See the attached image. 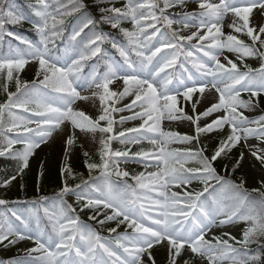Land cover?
Wrapping results in <instances>:
<instances>
[{
  "label": "snow or ice",
  "instance_id": "1",
  "mask_svg": "<svg viewBox=\"0 0 264 264\" xmlns=\"http://www.w3.org/2000/svg\"><path fill=\"white\" fill-rule=\"evenodd\" d=\"M5 3L6 0H0V39L5 34L6 22L20 24L25 19L23 15H17L11 10L10 3L7 4L8 10H6ZM107 3L110 6L100 9V22L110 24L113 29H119L127 38V44L121 45L112 42L111 46L124 58L127 69L131 71L126 72L122 77H117L116 71L110 67L103 77L93 75L88 86H95L97 89L103 90L102 93H93V96L99 95L101 104L105 105L103 113L97 120H92L82 111L74 110L72 105L77 100L89 99L87 96H82L81 92L77 90L78 87L83 88L84 85H77L76 82L81 79L83 63L101 53L100 44L107 38L106 34H94L84 44L85 51L79 54L78 59L72 60L70 65L58 66V58L53 55L49 45L55 46V40L61 36L65 21L63 18L58 19L57 15L49 11L51 7L49 0H36V3L31 5L35 16L39 18L38 21L33 22V27L40 35V44L34 45L27 40H22V43L27 45L26 52L23 54L17 52L14 56L8 57L0 56V74L7 70L6 80L11 82L14 79V72L19 73L30 60H36L39 63L37 80L29 84L21 82L17 75L15 77L16 91L9 92L7 102L0 104V135H4V146L0 147V156L11 155L20 160L21 165L18 172L22 173L28 167L29 157L33 154L34 149L39 148L42 143L50 139L65 121H70L74 128L81 130L112 133L113 117L111 113L131 110L137 106L143 110L134 113L132 117H121V121L147 117L144 124L140 126V128H144V125H148V121L153 119L159 121L165 113L168 114L169 119H176L177 117L173 113L182 112V109L177 108V96L168 94L167 85L172 82L171 78L164 80V86L160 91L157 90L153 80L166 69L172 68L180 55L192 58L194 66L202 76L211 78L210 80L193 81L191 86L183 81H178L179 88H183L184 98L191 100L193 93L196 92L202 96L210 85L219 94L218 100L201 115L210 116L221 110H224L226 114L219 116L203 128L197 126L196 137L187 135L180 137L178 133L161 131L158 123L150 125L148 131L159 133L163 138L162 142L150 141L158 146L159 154L151 157L149 152L141 150L132 155L133 157L153 158L162 162L164 167L160 171L149 173L147 177L144 173L132 176L131 179L135 181V185H127L128 195L120 200L103 194L98 199L77 196L78 200H86L84 208L111 209L112 214L105 215V219L99 223L118 220L117 227L126 223L127 227L133 230L131 236L118 235L116 244L112 247L108 243L102 242L103 238L95 230L82 224L79 217L74 215L75 209L63 202L65 194L80 188V185H76L73 189L65 183L59 193L62 206L54 212H50L47 208L44 209V214L52 223L54 235L49 234L45 237L43 234L35 236L25 234L23 231L14 229L6 218L0 219V244L4 241H7L8 244H15L20 240L29 239L34 240L36 245L27 250V258L11 261L10 264H109V261L110 264H143V254L147 253L151 256L150 250L162 242L169 245V264H175L176 257L180 256L185 246L191 253L206 257L209 264H217L218 261L225 259L231 260L232 264H249L250 261H259L260 254L249 256L247 249L252 243L260 244L264 248V244L261 243V239L264 238V192L253 189V192L259 194V200L254 203L250 202L251 194L243 188V185L234 184L217 175L212 162L240 142L241 132L245 139L249 136H258L261 141H264V116L256 120H249L242 111H238L240 108L255 107L252 97H259L261 93H264V63H261L259 69H252L245 64V70H241L235 62L229 60L230 67H226L219 61V55L224 50L237 53L240 59L258 56L264 61V51H260L256 47V43L259 42L260 48H264V39L261 38V35L264 34V18L261 19L258 28L249 26V18L253 9L259 8L264 12V0H219L218 3L210 2V0H198L200 11L184 14L186 19L193 21L196 28V31L187 36L172 30L173 21L166 14L169 8L177 5L184 6L186 0H162L163 7H160L156 0H126L123 7H115L114 0H107ZM82 7V4H74L71 11H65L60 15L70 16L80 11ZM229 13L233 16V21L229 26L236 33H245L250 37L253 42L251 45L238 39L236 35L225 36L222 24L224 17ZM125 20L131 21L132 30L121 27L122 21ZM161 21L164 22L167 29L171 30L170 36L168 32L161 33L157 26ZM96 23L94 18L87 17L78 31L74 29L71 39L76 40L85 28H88L89 25L94 26ZM184 27L187 28L189 25L185 24ZM149 29L152 30L151 35L147 34ZM7 35L13 36L14 33L8 32ZM158 35L163 37L158 41L159 46L149 47L153 38ZM16 39L21 40V37L16 36ZM193 39L211 41L207 45V51H205L203 43H197L191 47L199 48L205 57H210L211 61L215 62L214 68L197 62L192 51H182L184 43L193 41ZM166 49L172 51L160 55ZM130 52L135 53V60L131 59ZM158 55L160 58L154 65L153 61ZM120 67L124 70L123 66ZM146 70L148 78H142V74ZM117 78H121L124 84V89L120 93L109 89V85ZM98 80H102V83ZM4 87L7 91V84ZM179 88H177V92ZM242 90L250 93L248 100L240 98ZM130 95H134V99L130 104L125 105V108L120 109L112 106V103H117L123 97ZM14 109H23L26 113L31 112L36 119L19 116L13 111ZM6 113L10 118L7 127L4 123ZM187 118L191 119V117ZM199 119L200 116H197L196 120ZM99 121H107V126L101 127ZM33 123L36 125L35 128L29 126ZM250 124H254L256 127H244V125ZM224 125H230L231 132L226 139L220 141L210 158L203 155L202 149L199 152L188 150L185 153L192 159L199 157L200 167H185L183 163H179L176 151L169 152L163 146L177 138L185 141L198 139L200 133L212 132L215 129L223 128ZM140 128L127 129L126 132L139 133ZM20 131L29 135L17 139L7 138V132ZM119 137L122 143L126 140L133 144L140 143V140L135 136L126 137L125 132H120ZM114 138L109 135L106 140H101L103 144L101 162L88 163L87 167L90 171L100 169L110 178L112 175L109 172L112 167L110 158L129 157L127 151L112 152L110 150L109 142ZM16 144H23V149L14 150ZM67 144H73V139L69 138ZM252 154L261 164H264V154L255 150ZM85 155L87 156V153ZM241 158H243L242 155ZM64 171L70 172L71 169L65 168ZM114 175L118 178L129 177L127 171L121 170H116ZM11 179H15V176ZM193 180L202 181L204 185L202 191H185L181 194L170 190L171 186L189 185ZM212 180L222 186L227 184L236 191L235 195L229 197L235 201L233 205L218 206L212 211L205 210L206 205L201 198L210 187H213L209 183ZM9 182L5 181V184ZM82 183L87 185L88 182L83 181ZM150 193L157 195L153 198ZM47 199V197L40 198V200ZM40 200L33 201V203L38 204ZM7 203L0 199V205ZM193 209H198L202 213L204 222L190 219ZM220 215L225 218L218 220L217 217ZM16 219L21 220L20 217H16ZM90 219H96V216H92ZM234 220L246 221L250 225L244 230L243 238L235 242L239 247L229 243V240L219 237L215 238V243L205 239L206 232L213 226L229 224ZM21 223L27 227V221L21 220ZM109 231L115 233L117 228H111ZM230 239L235 240L234 237H230ZM114 247L117 250H114ZM119 249H122L123 252L120 253ZM33 253L40 255L33 256ZM184 264H189V262L185 261Z\"/></svg>",
  "mask_w": 264,
  "mask_h": 264
},
{
  "label": "rangeland",
  "instance_id": "2",
  "mask_svg": "<svg viewBox=\"0 0 264 264\" xmlns=\"http://www.w3.org/2000/svg\"><path fill=\"white\" fill-rule=\"evenodd\" d=\"M75 1V3H73ZM210 2L218 3L219 0H210ZM64 4H71L69 8H72L74 4H77V0H64ZM73 3V4H72ZM175 12L178 14H182L180 18H170L173 21V25L180 26L183 28V30L189 34H191L193 31H196L195 26L193 25V21L191 19L185 18V13H193L196 12L198 7V0H186V3L184 6L177 5L175 7H172ZM81 16L77 19L76 25L73 30H71V37L73 35L74 29L76 31L79 30V27L83 23V21L87 18L86 13H81ZM264 18V12H262L261 9L256 8L253 9L252 13L250 14L249 18V26H256L257 28L260 25L261 19ZM238 20V18H236ZM233 21V16L231 13H229L227 16L224 17L223 24H222V31L227 36L228 34H233L238 36L240 33H236L233 28H231L229 25ZM102 23V22H101ZM104 27L106 28L107 32L106 34H109L111 25L108 23H102ZM188 24L189 27L185 28L184 25ZM161 30V33L166 32L163 27H159ZM152 31V30H151ZM151 31H148V35H151ZM89 38L94 36V33L90 32L87 35ZM170 36V35H169ZM23 37L27 40V36L23 35ZM163 37L157 36L153 38L152 43L149 45V47H152L153 45L159 46L158 41L162 39ZM261 38L264 39V34L261 35ZM34 45H39L40 41L38 42H32L29 41ZM71 42L73 43V47L71 46ZM197 43H203L205 44V51L208 50L207 45L211 43L210 40L207 41H197L196 39H193V41L188 42L187 44H184V50L192 51L193 56L196 58L197 62L204 63L207 67L214 68L215 62L211 61L210 57H205L203 55V52L199 50V48L193 49L191 45H195ZM85 40L81 39L80 41L76 40L73 41L71 38L67 39L64 43H61L58 46H52L49 45V48L51 49L53 55L58 58V66H66L70 65L72 60L78 59L79 54L82 51H85L84 49ZM7 52L4 51L2 47V39H0V56H14L17 52L20 54H23L27 51V45L26 44H19L16 42H10L8 46ZM172 50L166 49L164 53L160 55L167 54L171 52ZM103 58L104 59V65L105 69L103 71H98L97 64L98 61H94L91 63L88 68H83L81 71V79L76 82L77 85L83 84L84 87L80 88L78 87L77 90L81 92L82 96L89 97L88 100H77L75 104L72 105L74 110L82 111L90 117L92 120H96L99 114L101 113V102L99 100V95L93 96V93H102V89H97L95 86L89 87L88 84L91 83L92 77L94 74L98 75L99 77H103L105 73L109 71V68L111 67L113 70L116 71L117 77H122L126 74V72L131 71L130 69H127V66L124 63L121 62L119 59H116L114 61L110 54L106 53V49L103 50ZM233 56H239L235 52H231L228 50H224L222 54L219 55V61L220 63L226 65L228 59ZM159 55L156 59H154L153 64H156V61L159 60ZM246 58V57H245ZM192 62V58L190 60ZM188 61L184 58L183 66H186L187 71L186 74H183V71L179 70L176 79H173L169 76V69H166L165 72L161 73L159 77H156L153 80L154 85L157 87V90L160 91L164 86V80L167 78H171V83L167 85V91L169 95H176L177 96V108L182 109V112H175L173 113L174 116H176V119H169L168 114L165 113V115L159 120L156 121L155 119L148 121V125H144V128H140L142 124H144V120L147 119V117L143 118H135V119H125L123 122L121 121V117H132L134 113L141 112L143 109L140 107H134L131 110H124V111H117V117H118V125L120 126V132H125L126 137H132L135 136L137 139L140 140V143L133 144L127 142V140L122 143L121 138L117 141L118 146L120 147L119 152H129L132 149L136 150L134 153L138 151H146L150 153L151 157H154L159 154V148L157 145H154L150 143L151 140H157L162 142L163 138L160 137L159 133H153L148 131V127L150 125L159 124V127L161 131L163 132H174L178 133L180 137L185 136V132L189 129L190 123L192 118L195 116H200V121H202L205 125L211 123L213 120L217 119L219 116H223L226 113L224 110H221L219 112H214L210 116H202L201 114L211 106L212 103L217 102L219 94L215 91V89H212L209 85V89H206L204 94L201 96L200 93L196 92L193 93V97L191 100H188L184 98L183 96V88H179L178 81H183L185 84H188L191 86L193 81L200 80V79H207L210 80V77H204L202 74L197 70V73H194L192 69L188 65ZM193 63V62H192ZM120 66H123V69H121ZM39 69V63L36 60H30L28 64L25 65L24 69L20 72L25 73H32L35 70ZM197 69V68H196ZM142 78H148V72L147 70L142 74ZM98 82L102 83V80H98ZM227 82V81H225ZM222 86V85H218ZM177 88H179V91L177 92ZM109 89L111 91L120 93L124 89L123 80L121 78L114 79L113 82L109 85ZM247 91H241L240 94H244ZM249 93V92H247ZM134 99V95L125 96L122 99H120L116 103V108L123 109L125 108V105H128L131 103V101ZM139 104V102H138ZM195 105V107H193ZM17 115L24 116L26 119H33L35 120L36 117L31 112H25L23 109H14L13 110ZM238 111H242L246 117L249 118V120H256L261 116H264V113L254 111L253 107L249 109L240 108ZM155 115V114H154ZM187 117H191V119H188ZM9 117L8 119L4 120L5 127H7L9 123ZM30 127L35 128V123L29 125ZM227 126V125H224ZM230 126V125H228ZM244 127H256L254 124L250 125H244ZM132 128H140L139 133H128L126 132L127 129ZM218 129H215L212 132H206L207 134H215L217 133ZM7 138L8 139H17L19 137H23L25 135H29L26 133L20 132H7ZM241 140L238 143L241 145V147L244 148V163L247 165V167L253 172H255V175L259 174L258 176H261V170L258 164V159L256 156H254L252 153L253 151H257L260 154H264V141H261L258 136H249L247 139L244 138V134L241 132ZM69 138L73 139V144L68 145L67 140ZM101 139H102V132L95 131L91 132L88 130H81L79 128H74L71 125L70 121H65L63 125L59 129H57L52 137L48 139L45 143H42L39 148L34 149L33 154L29 157V162L32 165L37 166L39 169H45L48 167L50 163H54L57 165L63 166L64 168H69L72 166V164L77 160L79 157L81 150H86L90 154H98L100 147H101ZM188 143V141L182 140V139H174L171 142H169L167 145H163L166 147V150L176 151L177 152V159L179 160V163H183L184 165H193L195 163V159H192L185 155V152L178 151V147L184 146ZM4 146V135H0V147ZM23 144H16L14 145V150H21L23 149ZM11 155H5L0 156V167L4 166L5 171L2 175V179H0V192L5 193L9 190L13 189L16 186V177L18 174V165L15 161V158H12L10 162H8V159L11 158ZM20 161V160H18ZM115 163L117 166H119L124 171H131L137 173H144L148 176L149 173H153L154 169L161 170L164 165L162 162H158L153 158H144V157H133V155L129 154L128 158L119 157L116 158ZM186 161V162H185ZM8 162V163H7ZM155 170V172H156ZM13 176H15V179H11ZM5 181H10L9 183L5 184ZM200 180H193L191 185L197 187L199 186ZM187 186V185H184ZM171 191H175L178 193H182L180 186H171ZM108 194L107 192H105ZM95 192L89 193V198L98 199L100 197L95 195ZM236 193L234 190L227 184L220 187V189L214 193L212 192L210 195H208L205 199H203L204 204L206 205V211H212L216 209L218 206L222 205H233L235 201L229 199V197L235 195ZM109 195V194H108ZM111 197V196H110ZM116 200H120L122 198H119L118 196L111 197ZM52 211H56L58 208L61 207L59 199L56 198L52 202ZM35 209V208H34ZM33 209V214L31 210L28 208L16 206L13 209V212L16 213L21 217V220L27 221V227L24 226L19 220L14 218L11 215H8L6 208L3 207L0 209L2 219L6 218L8 222L12 225V227L18 231H23L25 234H31L35 236L36 234H43L45 237H47L49 234L54 235L53 229L49 230L47 227L45 228L41 221H39V215L37 214L36 210ZM198 210V209H197ZM31 216V217H30ZM225 217L223 215H220L217 217L218 220L224 219ZM190 219L199 220L201 222H204V217L202 213L199 211L197 212L195 209H193V214ZM242 220H234V222L220 225V226H213L209 231L205 234V239L211 241L212 243H215L217 236H220L222 234H227L229 236H233L238 232L239 226L242 224ZM131 236V235H129ZM20 243H23L26 247L33 248L35 245L34 240H20L16 242L15 244H12L13 246H18ZM111 247V244L108 243ZM114 250L115 247H114ZM151 256H149L147 253L143 254L142 260H148L151 257L157 258V260L160 262V264H164L167 260V257L169 256V245H167L166 242H162L161 244L155 245L151 250ZM6 252L5 250H0V264H10L11 261L17 260V259H23V258H16L9 260L5 258ZM193 257L194 258V264H209V261L206 257H200L198 255H195L188 250L187 246H185V249L182 250L180 254V259H184L186 257ZM232 261L229 259H225L222 261H218L217 264H231Z\"/></svg>",
  "mask_w": 264,
  "mask_h": 264
},
{
  "label": "trees",
  "instance_id": "3",
  "mask_svg": "<svg viewBox=\"0 0 264 264\" xmlns=\"http://www.w3.org/2000/svg\"><path fill=\"white\" fill-rule=\"evenodd\" d=\"M85 9L90 13V15L95 18H100L101 12L100 9L103 7H108L110 6L109 4L106 5L104 4V0H82ZM32 2V0H6L5 3V8L7 7V4H15L16 3H22L24 6H27L30 8L31 11H34V9L30 6H28V3ZM122 4V2H119ZM158 3L160 4V0H158ZM115 6V5H114ZM160 6H162L160 4ZM116 7V6H115ZM63 8L58 7L55 3H53V8L52 11L58 12ZM14 12V10H12ZM17 14L16 12H14ZM168 13V9H167ZM18 15V14H17ZM77 13H73L70 16H61L60 14L57 15L58 19L63 18L65 23L63 25V30L62 34H65L67 32V26L70 25ZM66 24V25H65ZM9 26L14 27V26H22L25 24H10L8 23ZM28 28L33 29V25L30 23H27L26 25ZM122 28H125L123 25H121ZM177 31V30H175ZM178 32V31H177ZM115 34L122 40H127V38L123 35L122 32H120L119 29L115 31ZM180 34V33H179ZM38 34H34V36H37ZM240 40H243L246 44L251 45L253 42L250 37H248L246 34L241 35L239 37ZM107 38L103 42L104 44L106 43ZM111 46V45H110ZM256 47L260 49V51H264V48H260L259 42L256 43ZM112 48V46H111ZM114 49V48H113ZM251 60V63L246 62V60H241V59H234L233 62H235L238 67L241 70H245L244 65L247 64L249 67L254 69L255 67L261 66V63H264L258 56L254 57H249ZM6 71H4L3 74H0V104H4L6 100L8 99V90L11 87L16 88V83H15V77L18 75L19 79L21 82H30L33 81L35 78V74L27 75L25 73H16L14 72V79L11 82H8L6 80ZM5 84H7V91H5ZM255 103V109L256 111H262L264 112V96L260 98H256L253 100ZM105 107V105H104ZM113 115V112L111 113ZM107 121L105 122V127L107 126ZM231 129L230 128H225V130H222L219 132L217 135L213 137L206 136L204 132L199 134L198 139H194L193 144H191V147H197L195 144H198V146L203 150V155L207 157H211L214 153V151L217 149L219 146V143L221 140H224L227 138V136L230 134ZM109 135H112L111 133H106L105 135V140ZM197 136V133L195 137ZM193 137V136H192ZM109 148H111L109 146ZM113 151L112 149H110ZM87 152H81L79 157L77 158L75 164L71 168L70 172H61L60 168L57 167L56 164L50 163L48 167L44 170H39L37 166L35 165H28L27 168L23 170L22 173H20L19 178L17 180L16 186L11 189L8 192H5L4 194L0 195V199H3L7 201L8 203L5 205H0V206H5L6 208H10L14 203H18L24 200H30L34 198L40 197L44 193H53V194H59L61 189L64 187L65 183L68 184L69 187L75 189L76 185H82L83 181H89L91 179H96L98 180L101 178L102 175L105 173L102 172L100 169H94V170H89L87 167L88 163H100L101 162V153L97 156H91L87 153V156L85 155ZM241 155L243 156V148L240 146L236 145L235 147L231 148V150H227L226 153H222L220 157H218L215 161L212 162L213 167L216 169L217 175L224 177V179L232 181L234 184H242L243 188L248 191L251 195L254 202L259 200V194L257 192H253V189H259L261 192H264V164H261L259 161V167L261 170V176H258L259 174L255 175V172L253 170L249 169L247 165L244 163V157L241 158ZM196 167H200V163L196 165ZM109 172L112 173V176L116 177L114 175V171L109 169ZM107 175V174H105ZM132 176L129 175V177H116V181L118 183L122 181H128L131 182L135 185V181L131 179ZM213 187L218 184L217 181L212 180L209 182ZM204 185L200 187V189H196L195 191H202ZM213 187H210L212 189ZM208 190V191H209ZM66 195V194H65ZM64 195V197H66ZM72 205V204H71ZM99 210V209H98ZM99 211L96 210H87L86 214L82 215V220L86 224L90 225H99V221H101L102 216L99 214L97 215L96 213ZM96 216V219H90V217ZM81 220V217H79ZM248 222H244L243 226H241L239 234H238V240H241L243 238V232L244 230L249 227ZM226 239V238H225ZM229 240V243H232L234 246L239 247L238 245L235 244L236 240H232L230 238H227ZM261 243L264 244V238L261 239ZM4 246L3 244H0V247ZM9 251L7 252V256H15V254H20L25 251L23 247H20L18 249H13L12 247L7 248ZM27 251V250H26ZM25 251V252H26ZM248 255H256L260 254L261 259L259 261H250L249 264H263L264 263V248L261 247L260 244L257 243H252L248 246L247 249Z\"/></svg>",
  "mask_w": 264,
  "mask_h": 264
}]
</instances>
